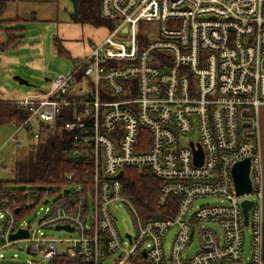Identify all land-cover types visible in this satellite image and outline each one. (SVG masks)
Listing matches in <instances>:
<instances>
[{
	"label": "built area",
	"instance_id": "1",
	"mask_svg": "<svg viewBox=\"0 0 264 264\" xmlns=\"http://www.w3.org/2000/svg\"><path fill=\"white\" fill-rule=\"evenodd\" d=\"M100 15L112 28L72 72L13 100L29 112L12 122L15 147L23 145L22 131L34 132V119L53 127L67 109L72 119L63 127L73 133L71 155L81 165L60 184L0 182V264L1 250L21 242L40 264H107L110 257L113 264H264V0H100ZM143 20L159 21V34H142ZM246 158L252 191L239 194L233 168ZM128 166L161 181L148 215L125 196ZM201 199L215 202L195 207ZM245 200L253 201L248 225ZM116 203L128 208L134 233H121ZM19 230L28 235L11 238ZM195 238L198 249L186 255Z\"/></svg>",
	"mask_w": 264,
	"mask_h": 264
},
{
	"label": "rangeland",
	"instance_id": "2",
	"mask_svg": "<svg viewBox=\"0 0 264 264\" xmlns=\"http://www.w3.org/2000/svg\"><path fill=\"white\" fill-rule=\"evenodd\" d=\"M58 5L59 13L56 20L53 22L48 21H29L24 24L25 28L18 34L24 35L22 42L12 43L7 46L10 54L20 56V62L9 61V55L5 56L6 60L2 56V50H0V86L8 96L15 98H23L27 93L35 92L39 89L46 87L48 81L47 78H54L59 74H66L73 71L76 64V60L80 56L87 55L92 45L100 44L108 35V27L103 25H96L88 21H76L73 20L71 14L73 13L74 6L71 0H54ZM59 21H63L65 24H70L68 35L65 42L70 44V48L62 42L57 54L54 55V49L56 46L55 37L60 36ZM142 34L150 38L159 34L161 23L155 20H143L140 23ZM3 38L6 36L3 34ZM7 45V44H6ZM2 58L11 64L10 70L5 68L4 64H1ZM20 76L31 85L22 84L19 80L15 79V76ZM11 93H13L11 95ZM260 111V109H259ZM33 130L32 134H28L25 131L21 132L24 139L23 145L15 147L10 138L14 134L15 126L12 123L0 124V182L6 185H13L16 176V162L22 160L30 150L34 148V145L39 141V138H44L42 133H39L40 123L36 119L32 121ZM197 138V135H196ZM18 184V183H17ZM21 186H29L28 184H19ZM59 193L52 195V199H55ZM215 202L213 199H201L195 204L199 206L205 203ZM115 214L118 217L117 226L121 233L125 235L127 232L134 233L135 225L131 213L128 208L121 203H116ZM33 216L29 215L28 219L32 220ZM176 228H172L165 236V248L168 251L171 246V241ZM46 233L52 236L68 237L75 236L76 234H69L65 230L48 229ZM2 241L0 240V245ZM252 245V232L250 227L245 229V243H244V256L248 258L251 255ZM26 243L21 242L15 244L11 248L2 249L6 258L5 264H40L39 260L35 256L29 255L25 250ZM198 249L197 238L194 243L186 251V255H193ZM17 254V255H15ZM248 262V259H247ZM105 263L113 264L111 257L108 258ZM41 264H53L49 261H44ZM239 264H245L241 262Z\"/></svg>",
	"mask_w": 264,
	"mask_h": 264
},
{
	"label": "trees",
	"instance_id": "3",
	"mask_svg": "<svg viewBox=\"0 0 264 264\" xmlns=\"http://www.w3.org/2000/svg\"><path fill=\"white\" fill-rule=\"evenodd\" d=\"M6 6V0H0V26ZM78 21H88L96 25L112 28V23L100 15V0H79ZM19 26L4 27L11 43L15 38L14 30ZM57 51L60 48L58 37H55ZM29 116V112L13 100L0 99V124L21 122ZM72 119L71 112L64 109L58 117L55 126L40 123V131L44 138L34 145V148L20 161L16 162L14 183L49 186L60 184L62 178L74 170H80L81 162L71 155L74 147L73 133L64 129L66 121ZM125 196L133 199L143 213L155 208L161 181L147 169L135 167L124 168ZM264 259V245H263ZM63 264H82L77 260L64 259Z\"/></svg>",
	"mask_w": 264,
	"mask_h": 264
},
{
	"label": "crops",
	"instance_id": "4",
	"mask_svg": "<svg viewBox=\"0 0 264 264\" xmlns=\"http://www.w3.org/2000/svg\"><path fill=\"white\" fill-rule=\"evenodd\" d=\"M59 7L55 4L54 0H6V6L4 11L2 12L1 19L4 21L3 26H0V50H2V56L6 60L5 56L9 55V61H17L20 62L21 55H13L10 54L7 46L12 43L22 42L21 32L25 26L24 24L29 21H48L53 22L56 20V17L59 13ZM58 22V21H57ZM60 28V36H58L59 41L62 42L68 48H70V44L65 42L66 37L68 35V30L71 28L70 24H65L63 21H59ZM19 26L17 30H14L15 38L12 39V42L9 40V36L7 35L4 27H14ZM3 34L6 36V39L3 38ZM9 41V42H8ZM7 44V45H6ZM66 48V47H65ZM2 58V63L5 68H9L11 66L10 63L5 61ZM13 93H11L12 95ZM0 99L4 100H14L19 99L15 97L8 96L2 87L0 86ZM259 143H260V152H261V164H262V214L264 217V104L260 107L259 111Z\"/></svg>",
	"mask_w": 264,
	"mask_h": 264
},
{
	"label": "water",
	"instance_id": "5",
	"mask_svg": "<svg viewBox=\"0 0 264 264\" xmlns=\"http://www.w3.org/2000/svg\"><path fill=\"white\" fill-rule=\"evenodd\" d=\"M73 2L74 10L71 14V17L73 20H78L79 18V0H71ZM15 79L19 80L22 84L31 85L28 80H25L24 78L20 76H15ZM49 78H47L48 80ZM196 162L198 164H202L203 162V152L201 149L196 150V156H195ZM250 165L251 161L249 158H246L242 161H239L233 168V177L235 182L236 191L239 194H243L245 192H251L252 191V181L250 177ZM123 172L121 171L118 174V177H122ZM244 208V215H245V224L248 225L249 222V210L252 208L253 201L252 200H245L242 203ZM66 228L69 229L68 226H59L58 228ZM70 230H73L71 228ZM28 233L26 230H19L18 232L11 235V238H17V237H25Z\"/></svg>",
	"mask_w": 264,
	"mask_h": 264
}]
</instances>
